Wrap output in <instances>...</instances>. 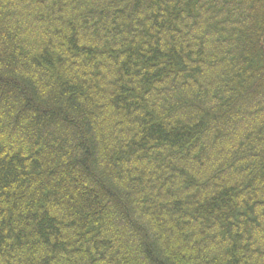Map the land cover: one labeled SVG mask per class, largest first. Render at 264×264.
<instances>
[{"label":"trees","instance_id":"obj_1","mask_svg":"<svg viewBox=\"0 0 264 264\" xmlns=\"http://www.w3.org/2000/svg\"><path fill=\"white\" fill-rule=\"evenodd\" d=\"M0 264H264V0H0Z\"/></svg>","mask_w":264,"mask_h":264}]
</instances>
